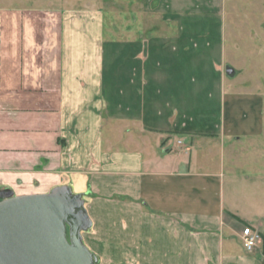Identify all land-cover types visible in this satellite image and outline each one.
I'll return each instance as SVG.
<instances>
[{"label": "crops", "instance_id": "0c3cea01", "mask_svg": "<svg viewBox=\"0 0 264 264\" xmlns=\"http://www.w3.org/2000/svg\"><path fill=\"white\" fill-rule=\"evenodd\" d=\"M137 2L0 20V194L84 193L107 264H264V99L227 84L225 0Z\"/></svg>", "mask_w": 264, "mask_h": 264}, {"label": "water", "instance_id": "95a60500", "mask_svg": "<svg viewBox=\"0 0 264 264\" xmlns=\"http://www.w3.org/2000/svg\"><path fill=\"white\" fill-rule=\"evenodd\" d=\"M84 195L67 185L41 194H0V264H98L83 241L93 224Z\"/></svg>", "mask_w": 264, "mask_h": 264}, {"label": "rangeland", "instance_id": "374dc122", "mask_svg": "<svg viewBox=\"0 0 264 264\" xmlns=\"http://www.w3.org/2000/svg\"><path fill=\"white\" fill-rule=\"evenodd\" d=\"M137 1L0 0V20L12 19L13 10L19 16L31 14L33 21L46 18L56 20L58 14L55 11L84 8L90 2L94 3L97 9L105 12L103 15H105L108 26L113 24L119 28L122 22L140 21L137 13L140 11V6ZM141 14L145 25V35L162 31L156 28L158 25H155L161 21L160 14L152 15L144 11ZM224 18L226 56L224 68L227 84L233 81L238 88L260 93L264 99V0H225ZM119 32L120 30L113 32L112 36H120ZM228 68L234 70L233 74H227ZM248 91L243 94H248ZM104 262L98 260V264H107V261Z\"/></svg>", "mask_w": 264, "mask_h": 264}, {"label": "built area", "instance_id": "2783aa9c", "mask_svg": "<svg viewBox=\"0 0 264 264\" xmlns=\"http://www.w3.org/2000/svg\"><path fill=\"white\" fill-rule=\"evenodd\" d=\"M242 239H243L244 247L248 251H252L257 246V244L262 240V237L257 230H254L251 227L246 226L243 229Z\"/></svg>", "mask_w": 264, "mask_h": 264}]
</instances>
